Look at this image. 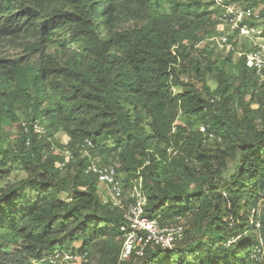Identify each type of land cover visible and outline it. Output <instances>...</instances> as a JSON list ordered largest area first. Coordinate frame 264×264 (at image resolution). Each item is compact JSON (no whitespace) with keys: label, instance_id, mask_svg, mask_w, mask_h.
Listing matches in <instances>:
<instances>
[{"label":"trees","instance_id":"1","mask_svg":"<svg viewBox=\"0 0 264 264\" xmlns=\"http://www.w3.org/2000/svg\"><path fill=\"white\" fill-rule=\"evenodd\" d=\"M239 1L264 35V0ZM221 14L214 0H0V264L56 249L78 264H253L264 81L235 58L237 32L224 51L209 40ZM91 161L141 178L146 215L183 227L172 249L119 260L123 211L96 194ZM8 166L24 177L5 181Z\"/></svg>","mask_w":264,"mask_h":264},{"label":"built area","instance_id":"2","mask_svg":"<svg viewBox=\"0 0 264 264\" xmlns=\"http://www.w3.org/2000/svg\"><path fill=\"white\" fill-rule=\"evenodd\" d=\"M217 6L222 8V14L219 19L221 28L219 33L210 37L220 48L230 46L228 43V34L223 26H228L231 32H237L239 35L250 40L248 49L240 50L238 53L243 57L244 64L252 69L259 82L264 81V35L262 28L258 25L246 23V19L251 17V10L244 8L239 0H214ZM257 17V12L252 13ZM258 39V41L256 40ZM24 130L28 128L22 123ZM34 133L43 134L44 124L35 120L32 124ZM199 130L206 135L204 127ZM208 136H212L208 134ZM28 143V141H27ZM65 156V161L71 157V153L65 147L60 150ZM87 154V152H85ZM64 162L60 164L63 166ZM86 173L95 175L99 182L106 185L113 205L122 209L123 220L119 226L122 234V246L119 254V260L128 258L131 254L142 255L148 244H156L162 248L172 249L174 244L183 236V227L181 225L166 226L161 225L156 218L146 215L144 205L146 203L145 195L142 191L141 178H130L125 186L116 176V170L112 164H101L91 161L86 169ZM264 201V198H263ZM264 204V203H263ZM255 226L260 227L257 221ZM253 264L264 263V241H259L251 254ZM78 254L66 250H54L49 254L42 255L34 260L33 264H78L81 261Z\"/></svg>","mask_w":264,"mask_h":264},{"label":"rangeland","instance_id":"3","mask_svg":"<svg viewBox=\"0 0 264 264\" xmlns=\"http://www.w3.org/2000/svg\"><path fill=\"white\" fill-rule=\"evenodd\" d=\"M243 2H245V1H243ZM240 4L242 5V1L240 2ZM247 9L251 10V17L253 15L252 13H256L257 12V9L256 8H254V9L253 8H247ZM220 28H221V25H219L218 29H220ZM223 28L226 30L227 33H233V32H231V30H230V28L228 26L225 25V26H223ZM238 38H240V40H245V42H244L245 44H243V45L240 44L236 48L235 58H241L242 56L238 53V51L247 49L251 45L250 44L251 42H250V40L248 38L241 37V36H239ZM256 40L258 41V39H256ZM224 49L225 48H223L221 51H224ZM55 138L58 141H60L61 143H65L67 141V137L64 134V132H62V131L58 132L56 134ZM206 144L209 145V146H212V147L215 146L212 141H208ZM235 164H236V162H234V161H230L228 163V168H227V170L224 173V177L225 178H227L229 176V174L234 171ZM6 171L9 172V176L5 179V181H12V180H16L17 178L18 179L19 178H23L24 175H25L24 172L22 170H20V168L15 167V166H8L6 168ZM96 194L99 195V196H101L103 199L106 198V197H110L109 196L108 189L106 188V185L104 183H102V182H99V184L97 186V189H96Z\"/></svg>","mask_w":264,"mask_h":264}]
</instances>
